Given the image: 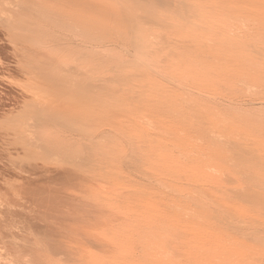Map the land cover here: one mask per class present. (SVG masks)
Returning a JSON list of instances; mask_svg holds the SVG:
<instances>
[{"label":"rangeland","instance_id":"374dc122","mask_svg":"<svg viewBox=\"0 0 264 264\" xmlns=\"http://www.w3.org/2000/svg\"><path fill=\"white\" fill-rule=\"evenodd\" d=\"M50 5L56 12L45 14ZM63 6L62 0H0V141L4 139L0 144L8 140L12 146H7L9 158H3V164L15 159L21 172L15 192L0 188V207L15 204L12 208L19 214L15 226L29 229V223H50L54 232L73 237L80 231L78 224L84 222L85 234L100 230L128 236L127 245L119 241L122 245L116 246L129 258L144 247L168 264H181L184 256L209 252L214 264L233 259L237 261L229 264H240L244 254L245 260L251 254L263 259L264 239L221 247L220 242L230 241L234 232L223 229L220 233L216 217L194 215L199 201L223 199L228 204L224 214L234 217L238 225L254 229L259 221L264 223V210L237 198L232 190L227 195L217 190L219 181L232 179L233 191L248 185L264 195V185L252 183L264 180V139L248 153L222 161L200 147L199 137L200 130L209 126L215 129L217 143L250 137L263 114L244 111L233 102L263 98V75L242 81L244 73L237 75L226 68L231 60L236 61L230 56L211 70L205 68L187 78L180 73H142L136 83L118 80L123 74L118 69L140 61V51L126 39L124 29L120 25L99 29L101 39L95 42L56 41L53 38L61 31L58 18L65 16L60 12ZM140 9L137 12L143 14ZM164 54L158 50L152 58ZM183 82L189 86L182 87ZM179 86L186 93L192 90L213 96L206 114L197 118L189 111L176 112L171 129L147 141L140 128L155 129L169 117L170 109L183 100ZM124 97L129 98L126 104ZM147 101L152 103L147 105ZM220 103L231 109L218 114L223 108H217ZM173 137L177 139L173 155L155 161L154 154ZM64 139L70 143L66 145ZM179 161L193 164L180 170ZM28 164L29 172L25 171ZM176 166L178 170H169ZM161 168L171 174L157 176ZM197 176L207 181L198 185L193 181ZM93 184L105 195L97 203L91 198ZM166 211L173 215L169 226L180 219L195 220L191 234L178 243L166 236L167 226L157 221ZM201 230L217 235L198 236ZM183 245L186 251L180 250Z\"/></svg>","mask_w":264,"mask_h":264},{"label":"bare ground","instance_id":"6f19581e","mask_svg":"<svg viewBox=\"0 0 264 264\" xmlns=\"http://www.w3.org/2000/svg\"><path fill=\"white\" fill-rule=\"evenodd\" d=\"M62 1L64 6L60 12L65 13V16L61 18L60 15L58 18L62 32L60 31L57 34L58 38H53L54 40L58 41L57 39H59L63 43L74 44H80L84 41L95 42L101 39L99 29H113V26L120 25L124 29L126 39L140 51V57H138L140 61L128 63L117 70V73H123L117 77L118 80L128 82L130 80L134 83V80L142 73H180L181 77L187 78L189 75L200 73L205 68L211 70L218 65L219 60H224L230 56L235 57L236 61L231 60L226 68L229 72L237 73V75L244 73L246 76L243 75L242 81H250L258 73L264 77V0H131L130 3L129 0ZM159 5L161 6L158 7ZM139 8L143 9H140L143 14L137 12ZM49 11L56 12L51 5L44 13L48 14ZM146 29L149 30L146 31ZM146 32H148L147 35H145ZM2 33L0 31V37L3 35ZM3 39L2 43L4 42ZM158 50H164L165 56L160 59H153L152 56ZM40 64L43 65V62ZM180 76L177 75L179 78ZM180 85L182 87L189 86L188 83L184 85V82ZM182 87L180 89L185 92L180 90L183 100L170 109V115L165 121L161 122L155 129H147L143 125V128H140V134L147 141L154 140L158 134L161 136L160 133L170 130L176 112L187 113L189 111L188 114L197 118L204 117L206 114L207 106L211 104L209 103L211 95L205 94L210 96L204 97L202 92L201 95L191 93L192 90L191 92L188 91L191 89L190 87L186 93V89ZM122 102L128 103L129 98H122ZM146 103L149 105L152 101ZM233 104L247 112L260 110L259 112H262L263 117L260 118L256 131L246 140L231 137L225 142L217 143L214 138L215 129L213 127L209 126L200 130V147L211 154H215V156H219L222 161L234 154L248 153L254 143L264 139V97L258 99L257 102L243 100L241 104L236 101ZM220 107L223 108L218 111V114L231 109V106H226L223 103L217 105V108ZM63 136L62 134L60 137ZM64 140L66 145L70 143L69 140ZM176 140V137H173L170 144L161 146L154 154V160H162L171 154L173 155L174 146L177 145ZM7 142H3L6 145L0 144V188H8L15 192L21 172L15 159L14 162L3 164V158H9L6 156L9 155L7 151L10 150L7 146L11 145ZM87 161L89 162L88 159ZM187 161L185 162L188 164L190 160ZM179 162L177 166L178 168L182 167V169L183 166L184 169L189 166V169L193 164L187 166L185 162ZM177 166L176 169L169 170H178ZM179 169L181 170V168ZM30 170L32 169H30L29 164L25 166V171L29 172ZM170 171L161 168L157 171V176H168L171 174ZM22 178L24 177L22 176ZM193 181L201 185L207 181V178L197 176ZM232 183V179L219 181L217 184L218 192L227 195L225 193L229 194L232 190L231 194L233 193L237 198L264 210V195L261 194L260 189L257 190L244 185V188L239 189L241 186H237L238 190L233 191L230 189ZM252 183L264 185V180H254ZM91 187V195L93 196L91 198L97 203L105 195L96 184L91 185ZM163 194L165 193H160V195ZM188 197L194 199L191 196ZM198 203H200L199 209L195 212V217H216L219 221L220 233L225 231L223 229L234 232L230 241L220 242L221 247L229 246L241 240L264 239L262 220L254 229L243 227L237 224L234 217L224 214L225 211L227 212L228 204L223 199L209 202L210 204L208 202L203 203V201ZM12 205L15 204L11 203L6 208L0 207V264H139L141 261L168 264L160 254L153 253L144 247L135 251L129 258V254L118 248V245L116 246L117 243H120L119 241H123V245H127L125 243H129L128 236L119 232H99L100 230L85 234L82 232L86 228L84 222L78 224L80 231H77V235L73 237L61 232H54L50 223L44 225L29 223V229L17 228L15 223L19 214L17 210L12 208ZM172 219V213L166 211L157 221L167 226L166 236L178 243L182 238L191 234L195 220L194 218L180 219V223L169 226ZM158 226L155 225V227ZM195 235L193 236L196 238ZM197 235L216 237L217 233L214 235L212 230H201L197 231ZM120 245L122 244L120 243ZM180 250L186 251L185 248ZM244 253L247 252L244 251ZM240 255L242 254L240 253ZM245 255L244 262L242 261L240 264H264V258L260 260L259 257L255 258L251 254L245 260ZM240 258H243V255ZM234 261L237 259L230 262ZM181 264H214L213 255L209 252L184 256Z\"/></svg>","mask_w":264,"mask_h":264}]
</instances>
